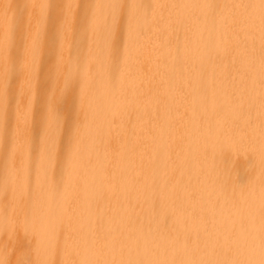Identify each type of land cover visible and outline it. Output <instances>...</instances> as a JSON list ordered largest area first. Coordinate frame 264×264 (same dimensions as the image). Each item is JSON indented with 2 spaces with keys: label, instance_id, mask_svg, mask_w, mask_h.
<instances>
[{
  "label": "bare ground",
  "instance_id": "6f19581e",
  "mask_svg": "<svg viewBox=\"0 0 264 264\" xmlns=\"http://www.w3.org/2000/svg\"><path fill=\"white\" fill-rule=\"evenodd\" d=\"M0 264H264V0H0Z\"/></svg>",
  "mask_w": 264,
  "mask_h": 264
}]
</instances>
